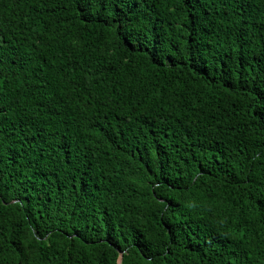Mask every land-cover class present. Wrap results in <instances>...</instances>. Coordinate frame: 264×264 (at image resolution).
Listing matches in <instances>:
<instances>
[{
    "label": "trees",
    "instance_id": "obj_1",
    "mask_svg": "<svg viewBox=\"0 0 264 264\" xmlns=\"http://www.w3.org/2000/svg\"><path fill=\"white\" fill-rule=\"evenodd\" d=\"M0 264H264V0H0Z\"/></svg>",
    "mask_w": 264,
    "mask_h": 264
}]
</instances>
